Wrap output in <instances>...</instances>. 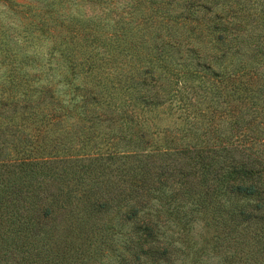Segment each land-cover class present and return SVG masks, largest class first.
<instances>
[{
  "label": "trees",
  "instance_id": "16d2710c",
  "mask_svg": "<svg viewBox=\"0 0 264 264\" xmlns=\"http://www.w3.org/2000/svg\"><path fill=\"white\" fill-rule=\"evenodd\" d=\"M0 264H264V0H0Z\"/></svg>",
  "mask_w": 264,
  "mask_h": 264
},
{
  "label": "rangeland",
  "instance_id": "374dc122",
  "mask_svg": "<svg viewBox=\"0 0 264 264\" xmlns=\"http://www.w3.org/2000/svg\"><path fill=\"white\" fill-rule=\"evenodd\" d=\"M199 13L201 14H205V15H207V16H209V15H212L213 14V11H209V12H206L205 10H201L200 8H199ZM178 20H180V19H176V21H178ZM186 21V20H185ZM189 23H192V21H190ZM172 24H174V23H172ZM195 81V80H194ZM196 82V81H195ZM181 83H182V81H181ZM159 109H162V108H159ZM175 110V108H173L172 109V111H174ZM179 111H176V113H178ZM166 114H164V113H160V115L159 116H165ZM183 116H184V114H183ZM202 233V227H201V225H200V223H198L197 225H196V227L194 228V230H193V236H194V238L195 239H198L199 237H200V234Z\"/></svg>",
  "mask_w": 264,
  "mask_h": 264
}]
</instances>
